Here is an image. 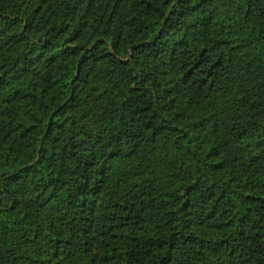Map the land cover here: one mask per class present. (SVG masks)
Here are the masks:
<instances>
[{"label": "trees", "instance_id": "1", "mask_svg": "<svg viewBox=\"0 0 264 264\" xmlns=\"http://www.w3.org/2000/svg\"><path fill=\"white\" fill-rule=\"evenodd\" d=\"M92 238L82 264H264V0H0V264Z\"/></svg>", "mask_w": 264, "mask_h": 264}, {"label": "rangeland", "instance_id": "2", "mask_svg": "<svg viewBox=\"0 0 264 264\" xmlns=\"http://www.w3.org/2000/svg\"><path fill=\"white\" fill-rule=\"evenodd\" d=\"M201 112H203V109H200ZM220 108L217 107L216 112H220ZM226 121V120H225ZM224 121V118L222 116H220L214 125L208 126L207 130L203 133V144L204 145H211L213 143H215L217 141V139L214 138L213 135V126H215V129L217 131V134L220 133L221 131H225L226 130V123ZM166 148L163 145H158L156 146V149L154 151V157L158 162V165L156 167V169L153 171V175L152 178L157 181L160 179L161 176V171L162 174L165 176V169H161V159L162 156H164L166 154ZM128 164L127 163H123L120 166V169H124L125 167H127ZM128 187L127 186H121L119 189H117L115 192H112L110 190V186L109 184L102 190V193L100 195L99 201H105L108 200L110 198L116 197V196H121L122 194L125 193L126 189ZM63 238H65V234L63 236ZM111 247V246H110ZM109 246H106L104 244H98L96 243L93 238L92 239H85L79 243H75L74 247L72 249V251H70L69 256H67L66 254L63 256L62 259L66 260V263L69 264L72 261L76 260L77 263L76 264H82L83 262V258L85 256V253L87 251L90 250H94L96 248H102V249H107L110 248ZM69 258V259H68ZM70 260V261H69Z\"/></svg>", "mask_w": 264, "mask_h": 264}]
</instances>
